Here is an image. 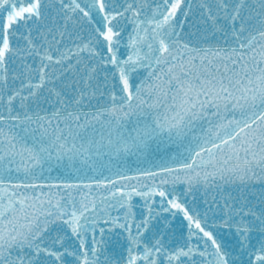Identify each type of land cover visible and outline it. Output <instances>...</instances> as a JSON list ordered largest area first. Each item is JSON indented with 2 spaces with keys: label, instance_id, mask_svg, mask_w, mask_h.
Masks as SVG:
<instances>
[{
  "label": "snow or ice",
  "instance_id": "snow-or-ice-1",
  "mask_svg": "<svg viewBox=\"0 0 264 264\" xmlns=\"http://www.w3.org/2000/svg\"><path fill=\"white\" fill-rule=\"evenodd\" d=\"M0 264H264V0H0Z\"/></svg>",
  "mask_w": 264,
  "mask_h": 264
}]
</instances>
